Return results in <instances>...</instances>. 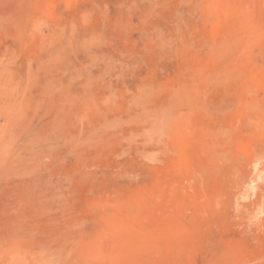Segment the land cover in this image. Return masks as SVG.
Listing matches in <instances>:
<instances>
[{"label": "rangeland", "instance_id": "obj_1", "mask_svg": "<svg viewBox=\"0 0 264 264\" xmlns=\"http://www.w3.org/2000/svg\"><path fill=\"white\" fill-rule=\"evenodd\" d=\"M0 264H264V0H0Z\"/></svg>", "mask_w": 264, "mask_h": 264}]
</instances>
